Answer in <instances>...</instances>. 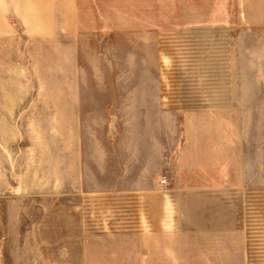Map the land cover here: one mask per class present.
Here are the masks:
<instances>
[{"label": "crops", "instance_id": "obj_1", "mask_svg": "<svg viewBox=\"0 0 264 264\" xmlns=\"http://www.w3.org/2000/svg\"><path fill=\"white\" fill-rule=\"evenodd\" d=\"M81 1L98 14L88 31L153 49L143 75L157 87L114 92L102 136L72 139L64 178L39 189L75 201L80 264H264L247 231L249 137L228 54L238 0Z\"/></svg>", "mask_w": 264, "mask_h": 264}, {"label": "rangeland", "instance_id": "obj_2", "mask_svg": "<svg viewBox=\"0 0 264 264\" xmlns=\"http://www.w3.org/2000/svg\"><path fill=\"white\" fill-rule=\"evenodd\" d=\"M234 8L228 54L249 137L247 231L252 247L262 248L264 0H238ZM97 19L95 6L91 15L81 0H0V264H80L75 201L39 189L64 178L72 139L102 136L94 123L114 92L157 87L143 75L155 72L153 49L126 35L88 31ZM81 90L83 97H74ZM70 104L83 107L68 113ZM77 119L82 129L72 134Z\"/></svg>", "mask_w": 264, "mask_h": 264}, {"label": "built area", "instance_id": "obj_3", "mask_svg": "<svg viewBox=\"0 0 264 264\" xmlns=\"http://www.w3.org/2000/svg\"><path fill=\"white\" fill-rule=\"evenodd\" d=\"M161 185L167 186L168 185V181H167V177L163 176L159 182Z\"/></svg>", "mask_w": 264, "mask_h": 264}]
</instances>
